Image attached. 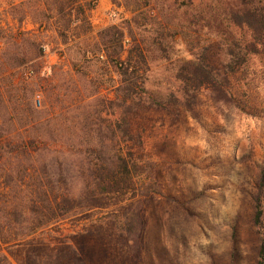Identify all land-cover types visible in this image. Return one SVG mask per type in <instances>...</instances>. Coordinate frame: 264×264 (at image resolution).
Segmentation results:
<instances>
[{"label": "trees", "instance_id": "1", "mask_svg": "<svg viewBox=\"0 0 264 264\" xmlns=\"http://www.w3.org/2000/svg\"><path fill=\"white\" fill-rule=\"evenodd\" d=\"M96 4L0 0V252L26 246L23 264H84L72 245L34 236L93 210L120 211L122 230L138 228L136 245L143 203L168 198L141 151L144 115L194 114L204 91L216 110L223 103L244 112L264 77L252 68L255 59L264 65V0H123L130 16L91 35ZM49 46L59 64H46ZM104 76L112 97L101 118L90 99ZM47 91L79 101L44 114L33 98ZM251 223L256 264H264V165Z\"/></svg>", "mask_w": 264, "mask_h": 264}, {"label": "rangeland", "instance_id": "2", "mask_svg": "<svg viewBox=\"0 0 264 264\" xmlns=\"http://www.w3.org/2000/svg\"><path fill=\"white\" fill-rule=\"evenodd\" d=\"M122 3L97 0L90 13L91 35L118 23L121 16H130ZM51 47L47 48L46 64H59ZM252 68L264 70V65L255 59ZM63 72L47 69L61 84L62 79L67 80ZM108 83L102 77L98 94L90 99L101 118L106 117V100L112 97ZM37 95L33 102L44 108V114H58L61 105L76 97L72 93L59 102L56 92ZM246 98L244 112L223 103L216 110L204 91L194 114L181 110L172 116V111L159 110L144 115L138 127L143 139L141 151L153 159L157 180L168 198L155 195L143 203L136 245L130 238L138 228L130 235L122 230L121 212L114 213L115 208L61 221L34 238L72 245L84 264H256L259 237L251 217L257 178L264 165V77ZM76 101L78 96L72 102ZM251 107L262 110L254 112ZM83 109L80 107V112ZM1 248L0 253L11 264H23L26 246L10 248V255L4 246ZM0 264H6L1 257Z\"/></svg>", "mask_w": 264, "mask_h": 264}]
</instances>
